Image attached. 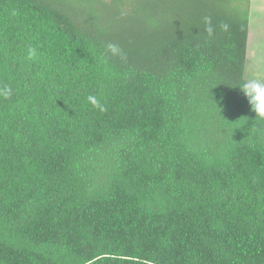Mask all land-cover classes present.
<instances>
[{
    "label": "trees",
    "instance_id": "1",
    "mask_svg": "<svg viewBox=\"0 0 264 264\" xmlns=\"http://www.w3.org/2000/svg\"><path fill=\"white\" fill-rule=\"evenodd\" d=\"M249 13L0 0V264H264V120L237 88Z\"/></svg>",
    "mask_w": 264,
    "mask_h": 264
},
{
    "label": "clouds",
    "instance_id": "2",
    "mask_svg": "<svg viewBox=\"0 0 264 264\" xmlns=\"http://www.w3.org/2000/svg\"><path fill=\"white\" fill-rule=\"evenodd\" d=\"M206 23L211 25V20L206 18ZM225 31L228 25L221 26ZM208 33L211 35L213 29L211 26L208 27ZM37 55V50L30 47L28 49V59H33ZM106 56L124 58V50L119 44L108 43L106 45ZM240 93L246 99L250 111L255 114V119L264 120V79L257 78L255 76H247L242 79V82L237 87ZM12 94L11 88H3L0 90V95L4 98H9ZM89 103L94 107H100L98 100L94 96L88 97Z\"/></svg>",
    "mask_w": 264,
    "mask_h": 264
},
{
    "label": "crops",
    "instance_id": "3",
    "mask_svg": "<svg viewBox=\"0 0 264 264\" xmlns=\"http://www.w3.org/2000/svg\"><path fill=\"white\" fill-rule=\"evenodd\" d=\"M248 1L250 5L249 6V11H250L249 23L252 21L256 22L260 18L258 15L257 17L256 14H259V15L261 14L262 16L264 13V0H248ZM255 5L257 6L256 9H255ZM253 13H254V17H252L251 15ZM250 25L251 23L249 24V27ZM248 34H249V31H248ZM248 39H247V47H246V57H247L246 58V77L255 76V77L260 78V76H258V75H261L259 69H264V59H262L260 55H264V48L262 47V45L258 46L257 43L253 44L250 47ZM256 49H257V54L255 55L253 51ZM262 74L264 75V73Z\"/></svg>",
    "mask_w": 264,
    "mask_h": 264
},
{
    "label": "rangeland",
    "instance_id": "4",
    "mask_svg": "<svg viewBox=\"0 0 264 264\" xmlns=\"http://www.w3.org/2000/svg\"><path fill=\"white\" fill-rule=\"evenodd\" d=\"M250 6V5H249ZM256 5H255V9H256ZM259 8V7H258ZM257 8V9H258ZM256 14V13H255ZM252 17H254V13L251 14ZM259 16L260 18L254 22H250L251 25L249 27V34H248V41H249V45L250 47L257 43L258 46H261L264 48V13L263 15L261 16V14H256V16ZM257 16V17H258ZM250 18V17H249ZM252 19V18H251ZM249 23V24H250ZM253 53L256 55L257 54V49L253 51ZM262 57V59H264V55H260ZM260 70V73L261 75H258L260 76L261 79H264V75L262 73H264V69H259ZM258 78V77H257Z\"/></svg>",
    "mask_w": 264,
    "mask_h": 264
}]
</instances>
